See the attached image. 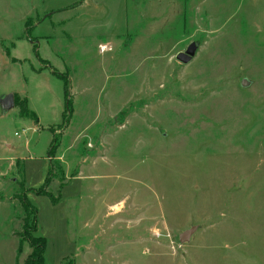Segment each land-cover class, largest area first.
I'll return each mask as SVG.
<instances>
[{"label":"rangeland","instance_id":"1","mask_svg":"<svg viewBox=\"0 0 264 264\" xmlns=\"http://www.w3.org/2000/svg\"><path fill=\"white\" fill-rule=\"evenodd\" d=\"M9 92L0 264L23 195L43 264H264V0H0Z\"/></svg>","mask_w":264,"mask_h":264},{"label":"trees","instance_id":"2","mask_svg":"<svg viewBox=\"0 0 264 264\" xmlns=\"http://www.w3.org/2000/svg\"><path fill=\"white\" fill-rule=\"evenodd\" d=\"M68 81L64 78V93L66 94L68 88ZM68 103V102H67ZM66 103V104H67ZM66 110H69L68 104L65 107L64 115ZM24 111V110H23ZM25 112V111H24ZM33 115H35L32 112ZM49 152L52 153L53 148V141L50 143ZM49 194V193H48ZM50 195V194H49ZM51 196V195H50ZM20 203L25 212L22 222V231L21 234L22 240H26L29 246L32 248L31 254L28 257L27 264H43V252L45 248V239L42 236H33V233L36 231V209L28 202L26 197L23 195L20 197ZM34 255V259L31 260L30 257ZM62 264H74L73 259H66Z\"/></svg>","mask_w":264,"mask_h":264},{"label":"water","instance_id":"3","mask_svg":"<svg viewBox=\"0 0 264 264\" xmlns=\"http://www.w3.org/2000/svg\"><path fill=\"white\" fill-rule=\"evenodd\" d=\"M198 49V43L197 42H190L183 51H179L175 54L176 61H179L183 64L189 63L196 51ZM241 86L247 85V81L243 79L240 82ZM15 106V97L12 92L3 94L0 96V109L2 113H6L10 109H12ZM197 226L192 225L189 228L185 229L184 231L180 232L178 234V240L180 242H187L191 236V234L196 230Z\"/></svg>","mask_w":264,"mask_h":264},{"label":"crops","instance_id":"4","mask_svg":"<svg viewBox=\"0 0 264 264\" xmlns=\"http://www.w3.org/2000/svg\"><path fill=\"white\" fill-rule=\"evenodd\" d=\"M37 38L38 37H40V36H36ZM42 37H40V39H41ZM38 46H39V41H35V45H34V48H32V50L36 53L35 54V56L38 58L39 57V55L37 54V51H38ZM30 47H31V45H30ZM41 57V56H40ZM44 59H46V58H44ZM37 75V74H36ZM37 76H39V75H37ZM42 76V75H41ZM13 93V92H12ZM3 94H6V93H3ZM3 94H1L0 96H2ZM14 94V93H13ZM14 97H15V94H14Z\"/></svg>","mask_w":264,"mask_h":264},{"label":"bare ground","instance_id":"5","mask_svg":"<svg viewBox=\"0 0 264 264\" xmlns=\"http://www.w3.org/2000/svg\"><path fill=\"white\" fill-rule=\"evenodd\" d=\"M118 208V207H117Z\"/></svg>","mask_w":264,"mask_h":264},{"label":"built area","instance_id":"6","mask_svg":"<svg viewBox=\"0 0 264 264\" xmlns=\"http://www.w3.org/2000/svg\"><path fill=\"white\" fill-rule=\"evenodd\" d=\"M103 50V49H102Z\"/></svg>","mask_w":264,"mask_h":264}]
</instances>
